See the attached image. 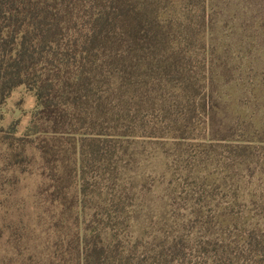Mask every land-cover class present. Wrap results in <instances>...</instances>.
Instances as JSON below:
<instances>
[{"label":"trees","instance_id":"obj_1","mask_svg":"<svg viewBox=\"0 0 264 264\" xmlns=\"http://www.w3.org/2000/svg\"><path fill=\"white\" fill-rule=\"evenodd\" d=\"M235 5L0 0V107L36 99L3 159L36 172L41 264H264V0Z\"/></svg>","mask_w":264,"mask_h":264},{"label":"rangeland","instance_id":"obj_2","mask_svg":"<svg viewBox=\"0 0 264 264\" xmlns=\"http://www.w3.org/2000/svg\"><path fill=\"white\" fill-rule=\"evenodd\" d=\"M229 2L239 8L243 0ZM233 23L228 22L225 34L230 32ZM224 41L231 42L232 38L226 37ZM257 43L262 47L258 46L262 51L258 64L261 69L264 64V37L259 38ZM35 107L33 92L24 86L16 87L0 107L3 115L0 121V264H41L39 260L45 262L46 259L44 246L47 233L44 232L45 225L40 224L36 205V172L20 173L18 169L7 166L3 159L7 152L4 141L10 133V126L14 124L15 136L22 135Z\"/></svg>","mask_w":264,"mask_h":264}]
</instances>
